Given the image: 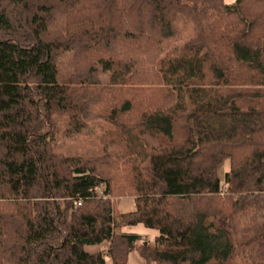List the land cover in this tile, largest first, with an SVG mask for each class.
Returning a JSON list of instances; mask_svg holds the SVG:
<instances>
[{
    "label": "trees",
    "instance_id": "16d2710c",
    "mask_svg": "<svg viewBox=\"0 0 264 264\" xmlns=\"http://www.w3.org/2000/svg\"><path fill=\"white\" fill-rule=\"evenodd\" d=\"M220 85L264 88V0H0V264H264V110ZM95 113L102 155H57Z\"/></svg>",
    "mask_w": 264,
    "mask_h": 264
},
{
    "label": "rangeland",
    "instance_id": "374dc122",
    "mask_svg": "<svg viewBox=\"0 0 264 264\" xmlns=\"http://www.w3.org/2000/svg\"><path fill=\"white\" fill-rule=\"evenodd\" d=\"M235 0H225L226 4H232ZM122 6V1L120 2ZM193 36V28L191 25H187L182 37L180 39V44L187 41ZM220 94L223 97H232V103L240 111L248 110H264V88L256 87H234V86H224L220 85L218 87ZM187 113L191 114L195 108L189 102L188 98L185 99ZM66 120H61L54 130L53 147L54 152L62 157H91V156H101L102 147L99 143V138L102 134L111 131L112 126L102 122L96 116V113L92 115L91 119L87 120V126L78 135H68L65 133L66 130ZM187 126V121L185 119L178 120L174 124L172 133V143H181L188 135L185 127ZM227 161H224L218 169V177L222 180L224 175L225 165ZM139 244V243H138ZM108 264L109 261L107 262ZM208 264H215L212 260ZM229 264H250L247 260L243 259L237 252L233 255Z\"/></svg>",
    "mask_w": 264,
    "mask_h": 264
},
{
    "label": "crops",
    "instance_id": "0c3cea01",
    "mask_svg": "<svg viewBox=\"0 0 264 264\" xmlns=\"http://www.w3.org/2000/svg\"><path fill=\"white\" fill-rule=\"evenodd\" d=\"M228 171H229V162L227 163V165H225L224 174L227 173ZM114 209L119 214L132 212L135 209L134 200L129 197L118 198L114 202ZM121 231L122 233L125 234L139 236L141 238V242L147 241L152 243L157 235L155 232L147 230L141 225H138L136 227H123ZM103 248L104 246L97 248H87V251L96 252ZM129 264H146V263L139 257V255L136 252H132L129 255Z\"/></svg>",
    "mask_w": 264,
    "mask_h": 264
},
{
    "label": "built area",
    "instance_id": "2783aa9c",
    "mask_svg": "<svg viewBox=\"0 0 264 264\" xmlns=\"http://www.w3.org/2000/svg\"><path fill=\"white\" fill-rule=\"evenodd\" d=\"M113 200V199H111ZM78 205V202H74L73 206L76 207Z\"/></svg>",
    "mask_w": 264,
    "mask_h": 264
}]
</instances>
